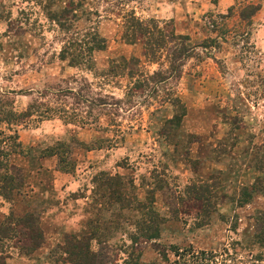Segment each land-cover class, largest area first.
<instances>
[{
  "label": "rangeland",
  "instance_id": "rangeland-1",
  "mask_svg": "<svg viewBox=\"0 0 264 264\" xmlns=\"http://www.w3.org/2000/svg\"><path fill=\"white\" fill-rule=\"evenodd\" d=\"M219 1L185 35L125 0H0V139L22 151L0 222L25 206L42 232L5 264H68L66 236L95 264H264V0ZM39 94L66 117L18 120Z\"/></svg>",
  "mask_w": 264,
  "mask_h": 264
},
{
  "label": "trees",
  "instance_id": "trees-1",
  "mask_svg": "<svg viewBox=\"0 0 264 264\" xmlns=\"http://www.w3.org/2000/svg\"><path fill=\"white\" fill-rule=\"evenodd\" d=\"M256 8L252 11L254 14ZM129 16L133 17L130 13ZM225 18V16H221ZM136 21L141 22L136 19ZM96 34H93L89 44L94 46L91 49H83L85 53H89L92 50L97 49V44L103 48V40L97 38ZM123 37L126 39L125 32ZM178 40L183 41L182 47L178 48L179 51H176L174 58H179L185 51L183 43L188 42L187 36H177ZM132 44V42H131ZM85 47V45H83ZM101 48V49H102ZM191 49V48H190ZM143 55H146V51L143 50ZM173 58V59H174ZM153 77L158 79V82H164L167 80V77L162 76L161 72H154ZM64 96L70 95L69 91H66L65 94L60 92ZM38 99H35L27 105L25 110L19 113L16 118L18 120H29L31 117L36 116L40 120H49L50 115L57 114L60 118H65L67 112L64 108H51L43 106L40 99L43 95H38ZM76 109V108H75ZM74 115V114H73ZM78 115V114H77ZM75 116V115H74ZM15 119V115L11 112H8L1 118V122H4L6 125H9L8 122ZM11 131L10 128L7 129ZM13 131L12 136L1 137L0 143H4L5 146L2 148L0 146V197L6 200L8 196L12 195V191L18 188V185L21 183L20 170L17 169L13 164L10 163L9 158L13 155L22 156V151L20 143L18 141L17 134ZM2 132H0L1 135ZM42 241V232L38 225L37 214H34L32 211L24 213L20 217H13L11 214H8L0 222V264H5V259L8 258L7 254L4 253V248L2 244L9 243L12 248L16 249L20 254L28 255L36 250ZM89 239L84 237H71L66 236L62 245L60 247L61 253L64 255L65 260L68 264H95L96 257L92 251L89 250L88 246Z\"/></svg>",
  "mask_w": 264,
  "mask_h": 264
},
{
  "label": "crops",
  "instance_id": "crops-1",
  "mask_svg": "<svg viewBox=\"0 0 264 264\" xmlns=\"http://www.w3.org/2000/svg\"><path fill=\"white\" fill-rule=\"evenodd\" d=\"M125 1L127 5L126 3H124V7H126L129 13L133 17L135 16L136 19H139L141 21L143 20V18L145 19L147 18L150 20H154L156 22H163V23L172 22L173 25L179 24L180 27H182L181 26L182 24L184 25L185 28H182L183 31L182 32L179 31V33L180 34L184 33L185 35H189L190 29L192 28V26L196 24L195 20L200 21L201 15H203L204 13V10L201 11L204 5H198V3L195 2L196 0H125ZM198 1L200 2V0ZM220 1L218 3H220ZM139 3H142L143 6L140 7ZM128 4H132V5L135 4V5L128 6ZM137 5L142 9L136 8ZM112 17L116 19L119 16L113 15ZM131 46L133 47L136 45L131 44ZM130 55H136V54H130ZM69 187H71V184H69ZM69 187H67V189H69ZM27 191L28 194L29 193L32 194L33 192L32 190H30V188ZM12 206L13 209L10 208L11 212L14 213L15 212L14 209L16 207V211L20 213V215H23L24 213L31 211L29 208L25 206L23 210L21 206L19 209L17 208V206H14V204L10 205V207ZM3 210L4 208L1 207L0 211Z\"/></svg>",
  "mask_w": 264,
  "mask_h": 264
}]
</instances>
